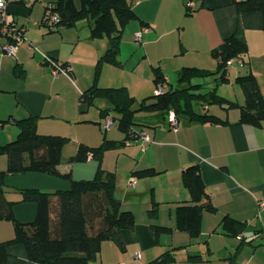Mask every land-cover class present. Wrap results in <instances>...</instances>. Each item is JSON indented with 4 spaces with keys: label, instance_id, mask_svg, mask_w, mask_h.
<instances>
[{
    "label": "crops",
    "instance_id": "1",
    "mask_svg": "<svg viewBox=\"0 0 264 264\" xmlns=\"http://www.w3.org/2000/svg\"><path fill=\"white\" fill-rule=\"evenodd\" d=\"M55 1L9 0V19L21 30L22 39L17 42L16 54L11 55L3 52V45L14 41L13 37L0 36V145L17 138L20 128L16 120L37 116L40 133L71 139L63 151L61 173L89 179L96 174L97 162L91 156L76 163H69L68 158L81 144H101L105 134L110 139L124 138L123 133L112 134L110 128L109 132L100 128L106 119L101 117L100 108L107 106L106 100L99 99L88 109H83L80 100L95 80L97 62L109 41L106 37L92 38L86 21L73 27L48 25L45 15ZM128 1L137 18L126 26L121 39L122 65L105 63L98 76L101 86H126L141 100L154 94L158 86L155 67L165 75L166 89L177 85L184 66L215 69L218 60L212 50L236 34L248 45L247 63L236 59L229 65L228 83L252 71L264 94V20L259 11L241 12L237 0ZM139 32L141 38L137 39ZM57 64L64 65L67 72L56 76ZM17 66L23 70L22 75L15 72ZM234 95L222 94L245 102L243 89H236ZM211 106L217 109L211 111ZM204 110L228 122L201 123L180 117L178 128H173L170 114L169 118L147 115L145 122L152 126L144 130L151 141L138 137L105 153L103 167L116 172V194L123 208L133 211L135 226L123 231L124 249L106 240L90 264H150L170 249H176L175 259L158 264H264V231L256 239L257 246L245 243L232 258L243 238H253L256 230H264V207L260 206L264 200V122L261 126L239 122V108L213 104ZM69 145L74 146L72 154H66ZM192 165L199 167L206 185L208 198L204 201L216 207L215 212L205 211L198 237L177 227L176 208L191 198L184 171ZM7 166V155H0V168L6 170ZM145 168L158 173L133 174ZM70 186L69 178L40 171L5 176V195L22 222L33 221L38 209L35 201L24 200L22 189L56 191ZM153 198L159 204L157 211L150 213ZM226 215L247 222V230L238 236L226 234L221 226ZM153 224L171 230L157 232ZM14 235L13 221L1 220L0 242ZM198 254L200 260H189V255ZM5 264L41 263L29 259L24 245L13 244Z\"/></svg>",
    "mask_w": 264,
    "mask_h": 264
},
{
    "label": "trees",
    "instance_id": "2",
    "mask_svg": "<svg viewBox=\"0 0 264 264\" xmlns=\"http://www.w3.org/2000/svg\"><path fill=\"white\" fill-rule=\"evenodd\" d=\"M241 12L259 11L264 20V0H237ZM56 20L51 22V16ZM137 18L132 4L128 0H56L45 15V22L51 27H73L81 21L88 22L92 38H104L109 46L96 65L94 82L85 89L80 100L83 109L94 106L99 99L107 101L100 108V115L112 118L118 129L124 134L121 140L110 139L104 135L103 142L97 146L81 144L77 152L68 158L69 163L85 162L91 156L97 162V171L93 178L75 179L72 172L61 173L59 165L63 161V151L70 137L57 134H42L37 128V116L16 120L20 128L16 139L0 145V155H7L6 170L0 168V221L11 220L15 225L13 238L0 242V264H5L9 247L13 244L25 246L30 260L41 264H90L101 251L106 240L114 241L121 249L125 248L123 231L133 229L135 215L132 210L122 206L117 196V174L103 167L105 153L109 149L125 146L136 140L145 126L147 115H161L169 118L173 111L177 117L201 123H227L216 114L204 110L205 106L217 104L227 108H239V122L261 126L264 122V94L256 75L250 71L239 75L236 82L245 93L243 104L230 100L217 92V86L228 82V69L231 59L245 62L248 45L236 34L226 37L212 50L218 60L215 69L197 66H184L178 73L177 85L165 88L141 100L133 96L126 86H101L98 76L105 63L121 66L120 45L126 26ZM247 63V62H246ZM17 75L23 70L16 67ZM157 85L166 82L159 67L154 68ZM208 78L215 83L207 85ZM171 124V121H170ZM157 125V124H156ZM155 124L153 126H156ZM40 171L60 175L71 180L68 189L43 191L37 188L22 189L24 200L35 201L37 215L31 222L19 221L13 211V203L5 195V176L7 173ZM153 168L133 171L137 176L157 174ZM184 182L190 192V200L181 202L176 208L177 227L187 231L192 237H198L202 231L205 211L215 212L216 207L208 198L206 185L197 165L184 171ZM158 202L153 198L150 213L157 211ZM101 218L102 224H94ZM157 232L170 231L167 226L152 225ZM221 226L226 234L238 236L244 233L248 224L230 215L223 217ZM264 230H256L253 238H243L232 258L240 253L245 243L257 246L258 237ZM257 239V241H256ZM179 249V248H178ZM175 250L170 249L150 264H158L175 259ZM201 255H189V260H200Z\"/></svg>",
    "mask_w": 264,
    "mask_h": 264
},
{
    "label": "built area",
    "instance_id": "3",
    "mask_svg": "<svg viewBox=\"0 0 264 264\" xmlns=\"http://www.w3.org/2000/svg\"><path fill=\"white\" fill-rule=\"evenodd\" d=\"M9 0H0V36L13 37L14 41L9 40L3 45V52L11 55H15L17 51V42L22 39V32L19 30L15 23L9 19V10H8ZM189 5H193V2H189ZM56 20V16L53 15L50 18V21L53 22ZM141 38V32L137 33V39ZM236 59H231L229 63L234 62ZM67 68L64 65L57 64L54 68V74L59 75L60 72H67ZM166 82L161 83L156 88V93H162L165 89ZM170 121L173 128H178V120L174 112L170 113ZM115 124L113 118L108 115L105 119L106 129L111 128ZM141 138L146 141H151L149 134L146 131L140 133ZM135 184V181L132 182V185ZM260 206L264 207V200L260 201Z\"/></svg>",
    "mask_w": 264,
    "mask_h": 264
},
{
    "label": "rangeland",
    "instance_id": "4",
    "mask_svg": "<svg viewBox=\"0 0 264 264\" xmlns=\"http://www.w3.org/2000/svg\"><path fill=\"white\" fill-rule=\"evenodd\" d=\"M207 85L209 86V88H212V87H214L215 83L213 81H208ZM236 89H240V90L242 89V86L240 84H238L236 81H232V82H229V83L228 82H226V83L223 82V83H221V84H219L217 86V92H218V94H221V95L222 94L224 95V94H226L228 92L231 96H235L234 94H235V90ZM214 109H217V108L215 106L214 107L211 106V111H213ZM100 128H101V130L103 132H105V131L109 132V129H106V127H105V122L101 124ZM110 129H111V133L112 134H120V135L122 134V132L118 129L117 125L113 126ZM73 147L74 146L69 145L68 148H67L68 149V151H67L68 153H66V154H72L73 152H75L73 150ZM113 149H109V150H113ZM101 221H102L101 218H97L95 220L94 224L96 226H99V225L102 224Z\"/></svg>",
    "mask_w": 264,
    "mask_h": 264
}]
</instances>
